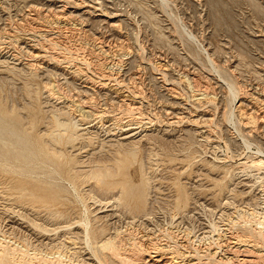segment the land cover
I'll use <instances>...</instances> for the list:
<instances>
[{"label": "rangeland", "instance_id": "obj_1", "mask_svg": "<svg viewBox=\"0 0 264 264\" xmlns=\"http://www.w3.org/2000/svg\"><path fill=\"white\" fill-rule=\"evenodd\" d=\"M0 42V118L34 154L0 146V243L86 257L119 230L130 255L162 246L180 264L183 245L264 264L239 242L264 218V172L241 165L263 157L264 125L237 110L264 116V0H0ZM74 101L90 128H74ZM103 169L117 184L92 178Z\"/></svg>", "mask_w": 264, "mask_h": 264}, {"label": "bare ground", "instance_id": "obj_2", "mask_svg": "<svg viewBox=\"0 0 264 264\" xmlns=\"http://www.w3.org/2000/svg\"><path fill=\"white\" fill-rule=\"evenodd\" d=\"M60 11V10H59ZM58 12V11H57ZM85 12V11H84ZM40 15V13H39ZM38 17V16H37ZM39 21V20H38ZM39 24V23H38ZM55 24V23H54ZM51 26V25H50ZM114 26V25H113ZM61 36V35H60ZM51 39V37H50ZM1 43V42H0ZM37 45V44H36ZM41 45V44H39ZM41 47V46H40ZM38 48V47H37ZM103 48V47H102ZM33 49V48H32ZM39 49V48H38ZM34 49V56L36 57H42L40 54V49ZM68 49V48H67ZM44 50V49H43ZM66 50V49H65ZM42 51V49H41ZM32 52V51H31ZM44 52V51H43ZM33 53V52H32ZM63 57V56H62ZM71 57V56H70ZM36 59V58H35ZM40 59V58H39ZM56 60V59H55ZM67 60V59H66ZM86 61V60H85ZM89 61V60H88ZM83 62V61H82ZM84 64V63H83ZM90 65V64H89ZM34 66V64H33ZM82 67V66H81ZM32 69V68H31ZM43 69V68H42ZM77 69V68H76ZM37 70V69H36ZM39 71V70H38ZM102 72V71H101ZM35 73V72H34ZM76 73V72H75ZM79 74V73H78ZM104 75V74H103ZM90 77V76H89ZM97 77V76H96ZM108 78V77H107ZM113 78V77H112ZM92 80V79H91ZM90 80V81H91ZM94 81V80H93ZM116 81V80H115ZM98 82V81H97ZM112 82V81H111ZM89 83V82H88ZM107 84V83H106ZM115 85V84H114ZM127 88V87H126ZM49 89V88H48ZM52 89V88H51ZM124 89V87H123ZM47 91V90H46ZM53 91V90H52ZM201 92V91H200ZM54 93V92H53ZM207 93V92H206ZM132 94V93H131ZM59 95V94H58ZM244 95V94H243ZM49 96H50V90H49ZM52 96V94H51ZM57 96V95H55ZM138 96V95H137ZM80 97V96H79ZM82 97V96H81ZM136 97V96H135ZM206 97V96H205ZM245 97V96H244ZM56 98V97H55ZM60 98V97H59ZM247 98V97H246ZM57 99V98H56ZM248 99V98H247ZM61 100V99H60ZM59 100V101H60ZM81 100V99H80ZM79 102V101H78ZM245 98L242 99V102L238 105L239 107H237L238 109V112H240V118H241V121L240 122H243V124H245V127L246 128H249L250 131H253V130H256L258 128V126L262 125L261 123H263L264 125V116H261V117H254V116H251V114H249V110L247 108V106L245 105ZM256 102V101H255ZM262 102H264L262 100ZM130 104V103H129ZM72 107H74V109L72 108V110H74L76 113H78V115L80 116V119H78V121L74 122L75 126L74 128L76 130H86L87 128H90V127H86V128H83L85 127L84 125H91L92 122H86L89 117L90 114L94 115L93 113H91V111L83 109L82 106H80L79 104H75V101L72 102L71 104ZM84 106V104H83ZM122 106V105H121ZM69 107V106H68ZM71 108V107H70ZM69 108V109H70ZM100 108V107H99ZM128 108V107H127ZM106 109V108H105ZM72 110H71V113H72ZM128 110V109H127ZM226 110V109H225ZM256 111V109H255ZM100 112V111H99ZM134 112V111H133ZM253 112V111H252ZM258 112V111H257ZM75 113V114H76ZM90 113V114H89ZM97 113V112H96ZM255 113V112H254ZM264 113V112H263ZM67 114H70V112H65V115ZM73 114V113H72ZM71 114V115H72ZM77 115V114H76ZM77 115V116H78ZM90 115V116H92ZM96 115V114H95ZM132 115V114H131ZM170 115V114H169ZM239 115V114H238ZM70 116V115H69ZM74 116V115H73ZM102 116V115H101ZM224 116V115H223ZM63 117V116H62ZM168 117V115H167ZM73 118V117H72ZM101 118V117H100ZM109 118V117H108ZM224 118V117H223ZM239 118V119H240ZM261 118V119H260ZM76 119V118H75ZM178 119V118H177ZM73 120V119H72ZM116 120V118H115ZM180 120V119H179ZM196 120V119H195ZM260 120V121H259ZM86 122V123H81L79 124L78 122ZM197 121V120H196ZM133 122V121H132ZM170 122V121H169ZM168 122V123H169ZM179 122V121H178ZM188 122V121H187ZM190 122V121H189ZM188 122V123H189ZM2 119L0 118V146L2 143H5L6 145H9V152L10 154H15V151L18 152L20 155H22L23 157H25V159L27 158H31L34 154L31 153V150L29 149V145L27 142H25L22 138L19 137V135L17 136L16 133L14 131H11L9 130L8 126H5L4 124H2ZM99 123V122H98ZM174 123L171 122L170 124L168 125H172ZM191 123V122H190ZM259 123V124H258ZM137 124V123H136ZM136 124H133V123H130L128 124L127 126H124V127H121V129L119 128V130L122 132H124V134L122 135V139L123 141L124 140H132L134 139L135 137V134L136 132L139 130V124L136 125ZM149 124V123H148ZM199 124V123H198ZM197 124V125H198ZM121 125V124H120ZM154 125V124H153ZM252 125V127L250 126ZM135 126V127H134ZM166 126V125H165ZM173 126V125H172ZM171 126V127H172ZM177 126V125H176ZM244 126V125H243ZM81 127V128H80ZM143 127V126H141ZM261 127V126H260ZM65 128V127H64ZM67 128V127H66ZM68 130V129H67ZM258 130V129H257ZM139 134V133H138ZM121 139V140H122ZM209 140V139H208ZM214 140V139H213ZM134 141V140H133ZM131 143H133L131 141ZM207 143V142H206ZM134 144V143H133ZM137 146V145H136ZM14 147H17L14 148ZM54 147V146H53ZM135 147V145H134ZM120 149V148H119ZM134 150L135 148H132L131 150H129L131 153V155H134ZM61 152V151H60ZM259 153V152H258ZM256 153L257 155L255 157H252L250 158L251 161L249 162H246V163H241V165L245 168H250V169H255L257 172H264V155L263 157L262 156H259V154ZM262 153V152H261ZM254 156V155H253ZM33 158V157H32ZM248 158V157H247ZM246 158V159H247ZM226 159V158H225ZM102 162V161H101ZM96 168V167H95ZM239 168V167H238ZM94 169V168H93ZM241 170V169H240ZM95 171V170H94ZM94 178V180L96 179L97 182L101 183V185H105V184H109V185H113V184H117L116 182H109L107 183L106 180L108 178H114V175L113 174H108L104 169L101 171V172H96V174H92ZM91 178V177H90ZM91 178V179H92ZM85 179V178H83ZM112 180V179H110ZM90 182V181H89ZM92 182V181H91ZM262 187V186H261ZM149 187L147 186V189ZM262 189H264V185L262 187ZM119 191L121 192V194H125V189L123 187L119 188ZM123 194V195H124ZM125 196V195H124ZM129 196L131 197L130 198V201H127L125 200L127 203L126 205L127 206H131V208H134L136 210H139L141 211L144 206H145V203H146V200H145V196H144V193H141L139 196L137 195V192L136 191H133V190H129ZM121 197V196H120ZM117 199V198H116ZM124 199H126L124 197ZM135 202L133 203L134 206L131 205V202ZM119 204V203H118ZM123 207V206H122ZM105 213V212H104ZM110 213V212H109ZM119 213V212H118ZM107 215V214H106ZM119 215V214H118ZM57 216V215H56ZM254 216V215H253ZM108 217L107 216H101L100 218H106ZM123 218V217H122ZM245 219V217H242ZM252 218V217H251ZM261 218V217H259ZM253 219V220H248L247 222H245V235H244V239L243 240H240L239 242L242 243L243 246H246V247H249V248H252V249H255L256 253L260 254V256H262L263 254L261 253H264V218L262 219ZM107 219V218H106ZM153 219V218H152ZM155 219V218H154ZM135 220V219H134ZM136 221V220H135ZM246 221V220H245ZM244 222V221H243ZM250 222V224L248 225V223ZM132 227V226H131ZM242 228V227H241ZM242 228V229H243ZM130 229V228H129ZM79 230V229H78ZM136 230V229H135ZM128 231V230H127ZM164 231V230H163ZM125 232V231H124ZM135 232V231H134ZM122 233L123 232H120L119 230H116L112 235H109L107 236L105 239L101 240L100 242H95V244L93 245V247L90 248L91 250V255L88 254V256L84 257L82 255H79L78 254V250L76 252H71V254H68V252H63L62 253H58L57 255L56 254H53L50 256L49 254L44 258V256H41L43 257V259L41 257H38V258H41L40 260L32 257L33 255H30L27 252L25 253V250H23L22 248L17 251L20 247L17 246V250L14 249L16 248L15 247H12L10 245L6 243H0V264H170V261H173V260H170L169 263H167V261H164L163 257H159L157 255H153V254H157L159 253L160 251L164 250V247H159V246H156V244H152V246H156L154 247V249L157 251V252H148L149 249H147L146 245L144 246V244H140L134 246L136 247V249L134 250V247L133 249L130 251V252H135L134 254L130 255L128 254V250L124 249L121 245V242L123 241L122 239ZM159 233V232H158ZM168 233V232H167ZM171 233V232H170ZM75 234V233H74ZM126 234V233H125ZM133 234V233H132ZM155 234V233H154ZM47 235V234H46ZM66 235V234H65ZM145 235V234H144ZM158 235V234H157ZM171 235V234H170ZM174 235V234H173ZM126 236V235H125ZM142 236V235H140ZM167 236V235H166ZM2 237V236H1ZM4 237V236H3ZM130 237V236H129ZM129 237L127 239H129ZM156 237V236H155ZM171 237V236H170ZM220 237V236H219ZM139 238V237H138ZM1 239V238H0ZM12 239V238H11ZM63 239V238H62ZM77 239V238H75ZM154 239V238H153ZM157 239V238H156ZM155 239V241H156ZM163 239V238H162ZM167 239V238H166ZM177 239V238H176ZM221 239L218 238V240ZM2 240V239H1ZM133 240V239H132ZM135 240V239H134ZM191 240V239H190ZM127 241V240H126ZM143 241V240H142ZM178 241V240H177ZM137 242V241H136ZM152 242V241H150ZM154 242V241H153ZM170 242V241H169ZM172 242V241H171ZM160 243V242H159ZM189 243V242H188ZM61 244V243H59ZM74 244V242H73ZM76 244V243H75ZM123 244V242H122ZM125 244V243H124ZM158 244V243H157ZM191 244V243H190ZM224 244V243H223ZM238 244V243H237ZM13 245V244H12ZM19 245V244H17ZM25 245V244H24ZM132 245V244H131ZM134 245V244H133ZM132 245V246H133ZM175 245V244H174ZM177 245V244H176ZM194 245V244H193ZM192 245V246H193ZM166 246V245H165ZM171 246V245H170ZM24 247V246H23ZM61 247V246H60ZM126 247V246H125ZM130 247V246H129ZM173 247V246H172ZM183 245H181L180 247H177L175 246L174 249H173V253L176 255V257H180L182 258L181 263L180 264H205L203 263V259L205 257H207L208 260H210V264H236V256H237V253H236V256L234 257H228L226 255H222L221 257H217V254H218V251L215 253H205L204 252H201L199 249H194V252H189L188 250L186 251L185 248L187 249L188 247H185L183 249ZM218 247V246H217ZM74 248L77 249V247L75 246ZM150 248V247H149ZM167 248V247H166ZM202 248V247H201ZM209 248V247H208ZM234 248V247H233ZM79 249V248H78ZM127 249H128V246H127ZM181 249L183 250V252L181 251ZM242 249V248H241ZM248 249V248H247ZM64 250V249H63ZM16 251V252H15ZM127 251V252H126ZM151 251V250H150ZM153 251V250H152ZM214 251V250H213ZM245 251V250H244ZM251 251H254V250H251ZM254 251V252H255ZM56 252V251H55ZM164 252V251H163ZM162 252V253H163ZM210 252V251H209ZM228 252V251H227ZM235 252V251H234ZM238 252V251H237ZM248 252H249V249H248ZM253 252V253H254ZM82 253V252H81ZM137 253V254H136ZM161 253V254H162ZM172 253V252H171ZM246 253V252H245ZM51 254V253H50ZM87 254V253H86ZM160 256H163L161 255ZM164 254V253H163ZM235 254V253H234ZM258 254H255L256 256ZM36 255V254H35ZM34 255V256H35ZM39 255V254H38ZM45 255V254H44ZM172 255V254H171ZM174 255V256H175ZM233 255V254H232ZM250 255V254H249ZM136 256V257H135ZM244 256V255H243ZM173 257V256H172ZM176 257H173V258H176ZM248 257V256H246ZM250 257V256H249ZM166 258V256H165ZM170 258V257H169ZM188 258H192V259H195L197 260L196 263H190L191 261L187 260ZM242 258V257H241ZM259 258V257H258ZM167 259V258H166ZM165 259V260H166ZM168 260V259H167ZM177 260V259H176ZM178 260V261H179ZM243 260V259H242ZM248 260V259H247ZM246 260V261H247ZM186 261V262H184ZM207 261V260H206ZM245 261V260H244ZM250 261V260H248ZM260 261V260H258ZM176 262V261H175ZM239 260L237 261V264H238ZM243 263V261H241ZM251 262V261H250ZM257 262V261H256ZM240 263V264H242ZM245 263V262H244ZM243 263V264H244ZM172 264V263H171ZM174 264V263H173ZM175 264H179L178 262H176ZM208 264V263H207ZM247 264V263H246Z\"/></svg>", "mask_w": 264, "mask_h": 264}]
</instances>
